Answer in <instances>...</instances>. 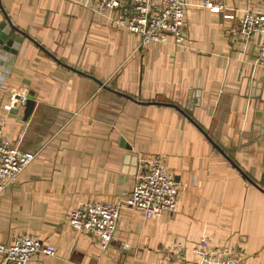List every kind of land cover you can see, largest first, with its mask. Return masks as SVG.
<instances>
[{
  "label": "crops",
  "instance_id": "0c3cea01",
  "mask_svg": "<svg viewBox=\"0 0 264 264\" xmlns=\"http://www.w3.org/2000/svg\"><path fill=\"white\" fill-rule=\"evenodd\" d=\"M189 2L186 39L142 46L82 0H0V23L25 34L11 31L15 53L0 46V124L14 147L37 152L0 194V242L31 235L57 251L29 264H204L203 238L264 264V36L240 29L264 0ZM30 93L26 120L10 101ZM153 154L179 183L174 212L123 210L106 250L72 228L80 203L127 196Z\"/></svg>",
  "mask_w": 264,
  "mask_h": 264
},
{
  "label": "built area",
  "instance_id": "2783aa9c",
  "mask_svg": "<svg viewBox=\"0 0 264 264\" xmlns=\"http://www.w3.org/2000/svg\"><path fill=\"white\" fill-rule=\"evenodd\" d=\"M97 13H108L113 22L138 36L142 46L163 41L170 34L184 40L186 34V9L189 0H82ZM195 5L207 9H227V0H195ZM240 29L247 38L259 32L264 36V11L247 9L240 21ZM261 63L264 64V43L260 46ZM27 95L11 98L16 107L25 106ZM37 152L23 151L4 138L0 124V194L12 185L26 167L36 158ZM179 183L170 171L164 154L143 156L129 194L114 202L85 201L71 213L69 223L76 231L94 235L100 247L106 250L114 240L123 210L141 211L146 217L171 213L176 210ZM203 238L196 252L204 264H243L227 247H207ZM55 246L37 236L23 235L14 244L0 242V264H29L37 255L55 256Z\"/></svg>",
  "mask_w": 264,
  "mask_h": 264
},
{
  "label": "water",
  "instance_id": "95a60500",
  "mask_svg": "<svg viewBox=\"0 0 264 264\" xmlns=\"http://www.w3.org/2000/svg\"><path fill=\"white\" fill-rule=\"evenodd\" d=\"M15 31L17 33H20L22 35H25L23 32H21L18 28H16L14 25H12V23L9 21V19L7 18L5 21H2L0 23V46L2 45L3 48L5 50L11 51V52H16L15 49H13V46H17L18 42L22 41V38L20 36H17L16 33L11 32V31ZM28 99H27V103L25 105V119L27 120L36 105V95L35 93H30L27 95ZM188 110H192L193 107L190 105L188 108H186ZM185 115L186 112L182 111Z\"/></svg>",
  "mask_w": 264,
  "mask_h": 264
}]
</instances>
